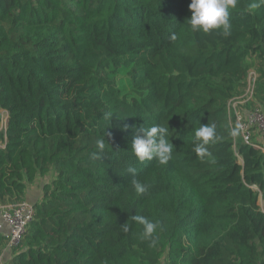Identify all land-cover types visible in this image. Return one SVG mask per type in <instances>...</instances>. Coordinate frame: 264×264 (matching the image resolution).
Returning a JSON list of instances; mask_svg holds the SVG:
<instances>
[{"label":"trees","instance_id":"1","mask_svg":"<svg viewBox=\"0 0 264 264\" xmlns=\"http://www.w3.org/2000/svg\"><path fill=\"white\" fill-rule=\"evenodd\" d=\"M190 3L0 0V204L55 172L7 264H264V152L234 142L228 107L251 56L243 107L264 104V0H237L228 36L192 31ZM201 124L218 137L204 157ZM157 125L173 145L163 165L131 147ZM134 215L157 224L154 245ZM7 244L0 232V254Z\"/></svg>","mask_w":264,"mask_h":264},{"label":"clouds","instance_id":"2","mask_svg":"<svg viewBox=\"0 0 264 264\" xmlns=\"http://www.w3.org/2000/svg\"><path fill=\"white\" fill-rule=\"evenodd\" d=\"M237 0H191L189 9L192 14L187 22L194 32L202 31L209 33L212 30H220L222 35L228 36L231 32V24L229 20V8L235 7ZM106 118L111 119V114H107ZM242 127L237 124L231 131L232 137H238L241 134ZM196 140L200 141L195 145L194 151L198 156L204 157L210 155L206 145L215 143L216 126L201 124L195 131ZM98 151L92 153L93 159H101V154L105 151L104 140L96 141ZM132 150L136 157L141 161L152 160L156 158L160 164H166L172 158L173 145L169 142V128L157 125L150 129L137 128L134 139L131 143ZM136 168L128 167L127 172L133 176V186L136 193L143 194L147 191V187L135 179ZM132 219L143 226L142 236L144 239H150L152 244L156 243L154 232L157 224L149 221L142 215H134ZM124 231H128L127 225H124Z\"/></svg>","mask_w":264,"mask_h":264},{"label":"built area","instance_id":"3","mask_svg":"<svg viewBox=\"0 0 264 264\" xmlns=\"http://www.w3.org/2000/svg\"><path fill=\"white\" fill-rule=\"evenodd\" d=\"M253 93L254 88L247 81L245 91L241 95L229 99V117L233 114L234 127L237 124L241 125L240 137L242 142L255 146L264 152V145L256 137L257 133L264 136V111L257 105L239 110L248 100L252 99ZM231 121L230 119V123ZM254 131H256L255 139H253ZM32 217L33 204L26 199L2 206L0 210V232L8 237L7 248L18 245Z\"/></svg>","mask_w":264,"mask_h":264},{"label":"rangeland","instance_id":"4","mask_svg":"<svg viewBox=\"0 0 264 264\" xmlns=\"http://www.w3.org/2000/svg\"><path fill=\"white\" fill-rule=\"evenodd\" d=\"M260 62L261 61L258 60L255 56H251V57H247L246 58V63L249 66L247 81H248V84L252 85L254 89H255V86L257 85V82H258V76H259L258 72L259 71L257 70V68L259 67ZM261 67L264 68V59L262 60ZM254 95H255V92H254ZM254 95L252 97L253 99H254ZM253 105L259 106L264 111V104L263 103L254 102ZM243 109H245V107H240L239 110H243ZM232 116H233V114L230 115V119L232 120L230 124H231V127L233 129L234 125H233ZM6 120H7L6 111L0 109V129L5 126ZM255 133H256V131H254V133H253V139H255ZM239 140H241L240 135L238 137L234 138V142L235 143L239 142ZM237 158H238V161L241 162V158H240L239 155H238ZM54 173L55 172H54L53 168H49V170H48V172L46 174H44L42 176L38 175L36 180L33 183H30V184L27 185V188H26L27 197H25V199L28 200L29 202H31L32 204L35 201L39 200L41 198V196H42V187H43V185L46 182H49L52 179V177L54 176ZM8 203H12V202H6L4 204H0V210H1L3 205L8 204ZM259 204H260L261 207H263V205H264V203L260 199V197H259ZM13 248L14 247H11V248H7L6 247L1 252V254H0V262H1V264H7L6 262H7L8 258H9V256H10V252H11L10 250H12Z\"/></svg>","mask_w":264,"mask_h":264},{"label":"crops","instance_id":"5","mask_svg":"<svg viewBox=\"0 0 264 264\" xmlns=\"http://www.w3.org/2000/svg\"><path fill=\"white\" fill-rule=\"evenodd\" d=\"M247 78H248V77H247ZM256 135H257V137H258V140L261 142V144L264 145V136L261 135V134H259V133H257ZM26 197H27V195H26Z\"/></svg>","mask_w":264,"mask_h":264}]
</instances>
